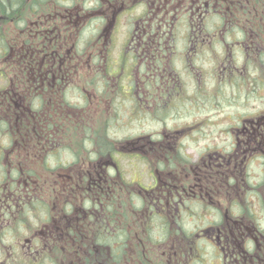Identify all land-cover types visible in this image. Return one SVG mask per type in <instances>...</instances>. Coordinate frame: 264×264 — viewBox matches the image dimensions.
<instances>
[{
  "label": "flooded vegetation",
  "instance_id": "obj_1",
  "mask_svg": "<svg viewBox=\"0 0 264 264\" xmlns=\"http://www.w3.org/2000/svg\"><path fill=\"white\" fill-rule=\"evenodd\" d=\"M260 72L264 0H0V264H264Z\"/></svg>",
  "mask_w": 264,
  "mask_h": 264
},
{
  "label": "rangeland",
  "instance_id": "obj_2",
  "mask_svg": "<svg viewBox=\"0 0 264 264\" xmlns=\"http://www.w3.org/2000/svg\"><path fill=\"white\" fill-rule=\"evenodd\" d=\"M259 78L264 81L263 72L259 73ZM203 100L202 101L198 99L196 100V104L194 107L195 108V116H194L195 122L199 123L200 125H202L203 123H206L208 131L211 133V137L216 138L219 134V131L225 125L229 126V123L231 124L237 121L238 114L242 112V109L252 110V108H256L257 106L260 107L264 105V90H258L256 94L253 95V91L251 87L246 88L242 81L239 83V85L235 83H232V84L228 83L226 84L224 88H222L221 92H219L216 98H214L212 94H208L207 96L204 97ZM194 108H192V110H190L189 113H191L194 110ZM135 131L136 130H133V129L129 130L130 133L135 132ZM123 164L126 166V168L131 167V170L133 172H137V174H139L138 170H140V167L143 169L145 168V165L143 163L141 164L137 163L136 164L137 167H133L130 164V162L123 163ZM255 167L258 169L260 167V164L259 163L256 164ZM136 169L138 170L136 171ZM131 175H133L134 180L137 181V178L139 179L138 175H135L134 173H131ZM144 181L147 183H151L152 179L144 175L143 182ZM189 228L193 229L194 226H190ZM197 228L198 227L196 226V229ZM168 243L169 242L167 241L166 244ZM171 243L172 241L168 244V246H170ZM161 246H164V244L161 243ZM137 249L139 250V246ZM203 250L205 249L203 248L202 251ZM206 258H207V255H206ZM196 264H203V263L199 261ZM204 264L206 263L204 262ZM209 264H211L210 258H209Z\"/></svg>",
  "mask_w": 264,
  "mask_h": 264
},
{
  "label": "trees",
  "instance_id": "obj_3",
  "mask_svg": "<svg viewBox=\"0 0 264 264\" xmlns=\"http://www.w3.org/2000/svg\"><path fill=\"white\" fill-rule=\"evenodd\" d=\"M8 133L11 134L13 138L18 137V139L19 138L20 139H22V138H24V139H32V137H33L32 133H30V131H27V130L20 131V132H18L17 130H11V131H8ZM33 134H34V132H33ZM37 135L38 134L35 133L34 137L37 136ZM26 164H31V163H26ZM26 164L23 163L22 166H24V168H25ZM26 169L29 170V169H32V168H26Z\"/></svg>",
  "mask_w": 264,
  "mask_h": 264
}]
</instances>
